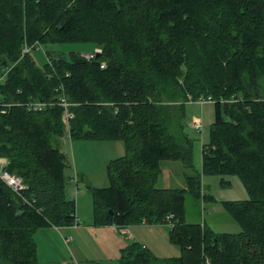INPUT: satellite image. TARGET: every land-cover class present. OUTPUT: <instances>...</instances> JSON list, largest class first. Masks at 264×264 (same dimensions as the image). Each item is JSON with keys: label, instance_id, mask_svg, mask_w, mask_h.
<instances>
[{"label": "trees", "instance_id": "trees-1", "mask_svg": "<svg viewBox=\"0 0 264 264\" xmlns=\"http://www.w3.org/2000/svg\"><path fill=\"white\" fill-rule=\"evenodd\" d=\"M74 43L100 53L45 52L42 67L31 56ZM189 97L211 98L215 120L186 190L205 198L202 176L224 186L223 177H237L247 199L221 203L236 234L188 223L186 190L155 187L161 163L193 168ZM36 101L41 111L24 106ZM64 137L123 143L110 187L92 192L98 226H166L173 216L179 257L159 259L132 242L120 264H264V0H0V158L30 203L0 180V264H38L36 231L74 224Z\"/></svg>", "mask_w": 264, "mask_h": 264}, {"label": "rangeland", "instance_id": "rangeland-1", "mask_svg": "<svg viewBox=\"0 0 264 264\" xmlns=\"http://www.w3.org/2000/svg\"><path fill=\"white\" fill-rule=\"evenodd\" d=\"M93 51V45L90 44L47 45L42 46L39 51H33L31 56L37 65L42 67L45 52H60L66 56L70 52H78L85 57ZM196 119L202 122L203 128L200 133L195 132L191 127ZM214 120V103H205L201 106L188 103L185 107V129L193 141V168L187 169L179 161H165L161 163L162 172L156 180L155 187L186 190L185 176L201 172V149L209 141L210 126ZM59 148L67 165L64 172L66 197L74 201L79 224L76 228L61 229L56 233L44 229L43 232H46L48 238L44 233H37L35 241L38 249V263L68 264L65 262H69L72 258L74 264H120V253L116 252L117 243L110 236L113 230L102 229L101 227L105 226H98L95 223L92 192L110 187L109 166L112 160L124 155L123 143L71 140L64 137L59 143ZM74 177L76 183L73 180ZM201 178V192L205 198L194 197L186 190L184 193L185 220L190 224L205 223L217 234L240 232L239 225L225 212L221 204L223 201L247 199V193L240 180L237 177L225 176L223 179L229 184L224 186L221 185L222 178L219 176H202ZM206 195H213V201H209ZM166 228L154 227L152 231H149V228L142 225L121 229L118 234L121 241L127 245L135 242L141 246L143 243L140 240L148 241L147 249L156 258H177L181 254L180 248L172 245L167 239L165 242L161 241L164 235L169 236L170 230L167 226ZM64 235H69L68 238H70V241L65 244L62 242ZM135 235L142 239L137 241ZM70 250L74 258L69 253Z\"/></svg>", "mask_w": 264, "mask_h": 264}, {"label": "built area", "instance_id": "built-area-1", "mask_svg": "<svg viewBox=\"0 0 264 264\" xmlns=\"http://www.w3.org/2000/svg\"><path fill=\"white\" fill-rule=\"evenodd\" d=\"M24 52L26 53L27 50H24ZM95 53H100V50L96 49V50H94V52L92 54L86 55L84 58L86 60H92L94 58ZM104 66L105 65L102 64L101 68H104ZM188 103H193V104H197V105L201 106V105H204L205 103H213V101L211 100V98L200 97L197 100H192V98L189 97ZM60 105L65 109V118L67 120H70L72 118V114L67 111V107L69 104L64 99H61ZM7 106H11V105H7ZM24 106L29 111H41L45 107V104L36 101V102H28ZM2 113H5V111L3 110ZM191 127L194 131L200 133L202 131V128H203L201 120L200 119L194 120L191 124ZM7 165H8L7 159L0 158V169L2 170L3 168H6ZM0 180L8 188H10L13 193L18 195L22 199V201L25 202V204L30 205V203L22 197V193L26 189V187L19 177L15 176V175H11V174L7 173L6 170H4L3 172L0 171ZM166 220H167L166 226L168 228H172L173 227V222H172L173 216L172 215L167 216ZM74 223H75V225H78L79 220L77 218H75Z\"/></svg>", "mask_w": 264, "mask_h": 264}, {"label": "crops", "instance_id": "crops-1", "mask_svg": "<svg viewBox=\"0 0 264 264\" xmlns=\"http://www.w3.org/2000/svg\"><path fill=\"white\" fill-rule=\"evenodd\" d=\"M190 104H193V103H190ZM188 105V104H187ZM186 105V106H187ZM195 105H197V104H195ZM196 132V131H195ZM118 142V141H117ZM124 155H125V150H124ZM123 155V156H124ZM122 155L121 156H119L118 158H121V157H123ZM193 157H194V155H193ZM118 158H116V159H118ZM201 158H202V155L200 154V160H201ZM115 159V160H116ZM112 160V159H111ZM110 161V160H109ZM113 161V160H112ZM176 162V161H175ZM161 169H162V166H161ZM161 172H162V170H161ZM161 172H160V174H161ZM159 174V175H160ZM159 177V176H158ZM158 177H157V179H158ZM202 179V178H201ZM74 181H75V183L77 182L76 180H75V177H74V179H73ZM185 180V179H184ZM205 181V180H204ZM209 190V189H208ZM203 193H205V189L203 188ZM208 196V200L209 201H213V195H207ZM75 216H76V218L78 219V216H77V213L75 212ZM79 220V219H78ZM145 226V227H147V228H149V231L151 230V229H153L154 227H164L165 229H167L166 228V226L165 225H162V224H159V225H145V224H141V225H136V226ZM76 228V227H78V225H72V226H67V227H53V226H46V227H43V228H41V229H39L38 231H36V233L34 234V241H35V235L37 234V233H44L43 231H44V229H46L48 232H53V233H56V231H59V230H61V229H67V228ZM131 227H134V226H131ZM209 227V226H208ZM102 229H106V230H109V231H111L110 229H112L113 230V232H110L111 234H110V236H111V238H113L115 241H116V243H117V246H116V252H119L120 253V251L124 248V247H126L127 246V243H123L122 241H121V239H120V235L118 234L119 233V231L121 230V229H119V228H117V227H114V226H105V227H101ZM129 227H127L126 229H128ZM210 228V227H209ZM161 229V228H160ZM211 229V228H210ZM212 230V229H211ZM152 231V230H151ZM213 231V230H212ZM164 232V231H163ZM45 235H46V232L44 233ZM57 235V234H56ZM136 236V238H137V241L138 240H140V239H142L141 237H139L138 235H135ZM46 237H47V235H46ZM69 237V235H64V237H62V242L65 244V243H68V241H70V238H68ZM48 238V237H47ZM125 238V237H124ZM166 239L169 241V236H163L162 238H161V241L162 242H165L166 241ZM133 240V239H132ZM121 241V242H120ZM134 241V240H133ZM140 241H142L141 243H143L141 246L143 247V248H145V249H147L148 247H149V242L148 241H146V240H144V239H142V240H140ZM139 241V242H140ZM35 244H36V251H37V262H38V249H37V243H36V241H35ZM173 245V244H172ZM165 246H166V243H165ZM148 250V249H147ZM69 253L72 255V257H73V254H72V251L70 250L69 251ZM74 258V257H73ZM61 260H63V259H61ZM64 261V260H63ZM65 263H68V264H74V259H70V261L68 262V261H66ZM39 264V263H38Z\"/></svg>", "mask_w": 264, "mask_h": 264}, {"label": "water", "instance_id": "water-1", "mask_svg": "<svg viewBox=\"0 0 264 264\" xmlns=\"http://www.w3.org/2000/svg\"><path fill=\"white\" fill-rule=\"evenodd\" d=\"M5 170V168H3L1 171L3 172ZM111 213V212H110Z\"/></svg>", "mask_w": 264, "mask_h": 264}]
</instances>
